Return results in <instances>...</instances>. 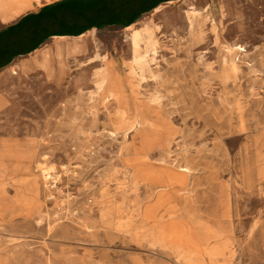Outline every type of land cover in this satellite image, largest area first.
I'll return each instance as SVG.
<instances>
[{"label":"rangeland","instance_id":"374dc122","mask_svg":"<svg viewBox=\"0 0 264 264\" xmlns=\"http://www.w3.org/2000/svg\"><path fill=\"white\" fill-rule=\"evenodd\" d=\"M114 2L129 24L0 71V264H264V0ZM137 101L172 150L136 151ZM161 193L191 229L177 249Z\"/></svg>","mask_w":264,"mask_h":264},{"label":"crops","instance_id":"0c3cea01","mask_svg":"<svg viewBox=\"0 0 264 264\" xmlns=\"http://www.w3.org/2000/svg\"><path fill=\"white\" fill-rule=\"evenodd\" d=\"M5 3H8V10L0 12L3 21V26L0 28V71L14 65H20L21 62H24V59H21L23 57L29 55L33 56L38 52L42 53L44 48L50 45L49 40L51 39L78 38L98 29L102 25L106 26L116 22H131L128 17L127 20L124 19L125 13L122 14L123 11L120 10L119 12L117 11L119 17L116 18L117 7L115 6L116 3L114 0H5ZM54 11H58L60 20L65 23H72V29H74L75 32L78 33L86 30L77 35H51L42 41L41 28H43V23L41 20H48L47 15ZM129 27L132 29L131 39L133 42V37H139L144 34L143 31L145 26L142 28H134V25H131ZM133 44L134 43H132V58L135 54V47ZM57 48L61 49L62 45L58 43ZM43 56L47 59L48 53L44 52ZM97 57H100V55L97 54ZM94 61H96L95 57L91 58L86 64H90ZM111 64L113 63L106 62L105 67ZM103 88H106L104 92L106 94H103L104 98L111 101L109 98L112 97L108 95H111L113 91V83L107 81L106 84L99 87V90ZM117 99H115V101L121 103L120 97ZM150 109L151 107L148 106V104L138 101L132 109L126 107H119L118 109L122 110V118L125 123L131 124L136 122L138 138L143 140L140 148L136 146V151L147 156L154 155L153 151L155 150H158V153L172 150L175 147L176 140L174 135L168 134L171 138L169 146L162 147L152 145L151 148L146 146L145 141L151 142V137L147 132L154 125ZM150 204L151 206L148 210L156 212V216H164L166 218L164 223H155L154 232L162 233L163 231L170 233L171 241L167 242L169 243L168 247L171 249L175 247L177 249V245L173 246L174 242H176L174 239H178L177 232L180 230H191L189 224H179L178 198H174L169 193H161L157 194L154 201ZM180 227L183 229H180ZM153 243L157 244L158 242L153 241Z\"/></svg>","mask_w":264,"mask_h":264},{"label":"trees","instance_id":"16d2710c","mask_svg":"<svg viewBox=\"0 0 264 264\" xmlns=\"http://www.w3.org/2000/svg\"><path fill=\"white\" fill-rule=\"evenodd\" d=\"M147 0H131L132 3L128 7H133V10H136L137 14H141L146 9H141V7L134 5L133 3H147ZM48 20L43 19L41 20L43 23L42 29V41L48 38L51 35H77L81 34L82 32H75L72 29V23H65L64 21L59 19L58 11L51 12L47 15ZM42 19V18H41ZM129 24V23H128ZM26 53V52H23Z\"/></svg>","mask_w":264,"mask_h":264},{"label":"bare ground","instance_id":"6f19581e","mask_svg":"<svg viewBox=\"0 0 264 264\" xmlns=\"http://www.w3.org/2000/svg\"><path fill=\"white\" fill-rule=\"evenodd\" d=\"M7 10H8V3H5V0H0V12H5ZM237 48L241 49V50H245V48L242 45H238ZM124 98H125V95L122 97L121 103L123 102ZM170 142H171V138L168 135H166L165 137H156L155 139L151 138V142L150 141H145L146 146L148 148H151L152 145L162 146V147L163 146H169ZM42 170H43V175L46 178H48V176L50 175V172L47 171V167L43 166Z\"/></svg>","mask_w":264,"mask_h":264}]
</instances>
